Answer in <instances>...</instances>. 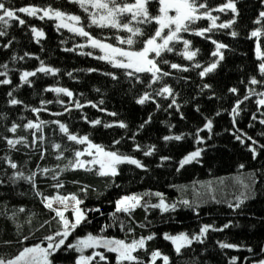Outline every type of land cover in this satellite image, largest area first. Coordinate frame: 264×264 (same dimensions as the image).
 Listing matches in <instances>:
<instances>
[{
	"label": "trees",
	"instance_id": "trees-1",
	"mask_svg": "<svg viewBox=\"0 0 264 264\" xmlns=\"http://www.w3.org/2000/svg\"><path fill=\"white\" fill-rule=\"evenodd\" d=\"M4 2L12 9L51 7L78 15L81 17L80 26L92 37L129 49L128 45L119 44L116 39L117 35L126 37L128 33L94 25L89 27L88 13L69 0ZM200 2H206L212 16L218 17L217 25L235 22L231 28H212L203 37L193 31L181 33L183 39L191 42V50L199 49L197 56L192 61L187 60L180 55L182 41L176 42L173 52H165L156 58L162 71L169 75L163 76L151 87L148 86L150 74L136 73L129 77L125 69L98 59L103 53L92 48L87 37L67 28L58 29L56 20H40L38 16L17 12L25 24L19 25L13 20L7 35L0 37V65L7 64L9 69L8 75L0 76V80L12 81L11 84H0V180L3 181L0 184V258L7 261L25 247L47 246L44 238L61 230V224L55 213L45 206L44 197L59 194L76 195L84 201L82 209L100 210L88 211L89 222L82 223L67 242L74 243L76 238H84L89 233L126 242L154 234L153 240L146 241L147 251L134 253L145 264H150L151 253L156 250L169 257V264H231L234 258L235 264H255L264 260V148L260 147L264 145V135H261L264 124L259 123L264 119V106L257 103L264 99L259 95L264 93V83L250 84L252 77L264 81V75L259 71L260 56H264V19L260 18V13L264 12V0H232L235 13L230 9L224 12L216 10L228 0ZM148 7L152 15L158 14L157 0H152ZM258 19L259 24L256 23ZM140 27L146 35L136 38L138 42L132 50L141 49L142 41L152 35L158 26L152 23ZM211 27L212 22L207 18L191 26L197 31ZM32 28L43 31L45 35L37 38ZM256 30L260 35L252 37L251 33ZM232 31L238 35L231 36ZM213 40L227 45L221 49L224 59L212 73L201 77L199 73L203 68L219 58L212 56L216 48ZM25 53L29 55L25 56ZM14 55L16 61L12 60ZM21 56L25 58L20 60ZM150 58H155V54H151ZM162 60L169 63L163 64ZM41 61L46 67L58 69V73L45 75L37 72L36 76L29 78L30 84H23L21 73L36 71ZM197 63L201 67H195ZM171 64H178L181 68L173 69ZM185 68L187 71L182 70ZM204 85L210 87L205 88ZM164 86L173 89L172 96L156 95ZM52 88H65L73 95L69 97L47 90ZM232 88L237 92L232 93ZM250 88L256 94L240 105L233 123L232 109ZM91 90L99 95L97 102L102 99L99 104L103 108L106 104L108 110L116 112L115 115L127 127L106 122L103 117H88L84 110H79L81 107H77V103L82 106L83 99L93 94ZM9 92H12L11 97ZM146 92L151 94L150 99L139 104L137 101ZM12 98L22 103L12 105ZM173 99L175 104H172ZM33 108L38 111L33 112ZM206 118L212 120L211 132L204 129ZM95 120L101 123L93 125L91 122ZM29 122L40 124V128H26ZM60 123L78 137L83 135L77 132L80 130H76L78 127L90 129L85 136L90 138L91 143L106 151L138 159L143 167L120 164L119 174L115 177L100 175L97 167L73 169L69 162L76 159L77 150L84 151L86 144L68 140L67 135L60 131ZM109 124L112 126H104ZM13 125H18L15 133L10 131ZM199 129L204 130L199 131L197 136ZM245 133L258 143L253 144L244 136ZM170 135H183L184 138L180 141L163 139ZM237 135L241 136L243 143L236 139ZM201 138L202 142L197 143ZM8 139L22 142L13 149L8 145ZM55 144L61 145L59 150L54 147ZM153 146L152 155H144ZM250 147L257 150L255 158ZM198 149H203L201 156L181 167V161ZM61 154L62 158L57 159ZM165 157L167 159H163ZM5 158H10L18 167L12 169ZM45 168L49 169L47 173L41 171ZM16 172H22L24 176L35 173L34 184L22 178L15 183L10 182L9 177ZM57 183L63 187H54ZM245 185L248 187L245 188ZM84 188H87L86 192L82 191ZM155 193H161L166 204H176V210L165 212L161 208L148 207L160 202L161 197ZM124 196L142 197L141 204L144 206H137L131 214L116 213V225L102 231L105 225H113L112 213L116 210V201ZM241 200L240 207H235ZM183 201L189 203L185 205ZM120 221L125 226L123 230L119 227ZM204 225L211 227L202 237L203 242L193 240L179 253L169 240L164 239L165 233L170 236L187 233L193 237L200 233ZM225 225L229 226L225 228ZM213 228L223 230L213 231ZM220 243L238 247L222 249ZM92 250H85L84 255H90ZM102 251L108 258L107 264H117L115 253ZM79 255L74 250L62 249L50 259L53 264H75ZM100 264L106 262L100 261ZM156 264H163L162 258H158Z\"/></svg>",
	"mask_w": 264,
	"mask_h": 264
},
{
	"label": "snow or ice",
	"instance_id": "snow-or-ice-1",
	"mask_svg": "<svg viewBox=\"0 0 264 264\" xmlns=\"http://www.w3.org/2000/svg\"><path fill=\"white\" fill-rule=\"evenodd\" d=\"M71 3H76L79 7L85 12L88 13V19L90 21L89 27L96 26L99 28H111L116 29L117 31H124L128 33L126 37H122L117 35L116 39L119 44H126L129 46V49L126 50L122 47L114 46L111 43H105L102 39H98L92 37L88 31H85V28L81 25V17L78 15L67 14L58 9H53L51 7L47 8H37L34 6L20 7L18 9H12L6 6L4 0H0V37L7 35V29L11 26V22L13 20L18 21L19 25H24L25 20L20 18L17 15L19 13H25L31 17H37L40 20H44L48 18L49 20H56L57 28H67L69 31L74 32L80 36L87 37L92 48L99 49L103 55L97 57L98 59L106 60L109 63H112L114 67L125 69L126 75L132 77L136 73H148L151 75V80L149 83V87L158 80H161L163 76H168V72H163L162 69L157 64V59L161 57V55L165 52H173L174 44L176 42L183 43V51L180 53L184 58L189 61H192L199 51V49L191 50L190 49V41L183 39L181 33H187L189 31H193L197 36H205L206 32L212 31V28L219 27L221 29L231 28L232 24L235 22L229 21L226 23H221L219 25L216 24V20L218 17H214L211 14L212 10L208 9V5L206 2H200V0H157L158 3V14L152 15L149 11L148 5L152 2V0H132L131 3L128 0H69ZM201 9H205V11H201ZM230 9L233 13L236 12L235 4L232 0H228V3L216 9L217 11L224 12L225 10ZM42 13V14H40ZM174 13V14H172ZM207 18L212 22V27L203 29V30H193L191 26L195 24L198 20ZM260 18L264 19V12L260 13ZM155 23L158 27L155 29L154 33L148 36L146 39L142 41L143 47L139 50H132V46L136 44L137 37H144L145 31L140 25H148ZM256 23H260L258 19ZM167 30V31H166ZM31 31L34 35L39 38L43 37L45 34L43 31L37 30L36 28H32ZM231 36L236 37L238 35L237 32L232 31L230 33ZM260 35L259 30L253 31L251 33L252 37H257ZM215 44V51L212 53V56L219 57L215 62L211 63L208 67L203 68V70L199 73L201 77L212 73L219 65L220 61L224 59V55L221 49L227 47L222 43H218L215 40L212 41ZM10 44V42H9ZM9 45H5L4 47H8ZM257 52L259 53V46H257ZM151 54H155V58H150ZM28 53H25V56H28ZM87 55H92V53H87ZM25 56L19 57L20 60H23ZM121 59H117V58ZM37 59H39L37 57ZM261 63L259 65V71L261 75H264V56H260ZM13 61L17 60V57L14 55L12 57ZM161 63L167 64L169 63L167 60H162ZM195 67H201L200 64H195ZM171 68L180 69L181 66L178 64H171ZM0 69H4V71H0V76L8 75V65L2 64L0 65ZM131 70V71H128ZM187 71V69H182ZM58 69L46 67L44 62H40V67L36 71H24L20 75V80L23 84H30V77H34L37 75V72L47 74H56L58 73ZM71 76V73H69ZM115 78V77H114ZM139 79V77H137ZM10 79L0 80V84H11ZM264 81L257 80L255 77L250 79L251 85L262 84ZM205 88L210 87V85H204ZM48 91H53L56 93H64L67 96L71 97L73 93L65 88H52L47 89ZM232 93H236L237 89H230ZM167 94L168 96L173 95V89L170 86H164L162 89L156 92L158 96H164ZM255 90L249 89L248 94L243 97V99L238 100L235 106L232 109L233 113V123H235V117L239 114L240 105L244 103L245 100H248L251 95H254ZM8 95L11 97L12 92H9ZM150 93H145L137 102L139 104H144L147 100L150 99ZM259 95L264 96V93H259ZM12 105H17L22 103L15 98L10 100ZM102 103V101H101ZM258 105L264 106V99H260L257 101ZM172 104H175V100L173 99ZM77 107H81L79 103L76 105ZM170 107L172 105H169ZM179 108V105H177ZM198 110V109H197ZM33 112L38 111V109L33 108ZM115 115V113H112ZM219 115V113H217ZM253 120L256 119V116L253 115ZM150 122V118H149ZM93 125H98L101 123L100 120H95L91 122ZM259 123L264 124V119L260 120ZM105 127H111L112 125H104ZM251 126V125H250ZM18 125H13L10 129L11 132L15 133ZM28 129H39L40 124H35L29 122L26 126ZM119 127L125 128L126 124L120 122ZM143 127V125H141ZM213 127V123L211 119L206 118V124L204 125V129H207L211 132ZM60 131L67 135L68 140L74 141L78 144L88 143L87 155L92 156L93 152L91 149H95L96 158L90 161H84L79 159L80 157L85 155V152L77 150L75 152L76 159L74 161L69 162V166L73 169L75 168H86V165L93 164L99 165V174L102 176H117L118 173V165L123 163H128L135 165L137 167H143L141 161L135 158H131L128 156H124L115 151H105L101 146L95 145L91 143L88 136L78 137L76 134H71L69 132L68 127L65 124H59ZM204 129H199L196 133L199 136V131H203ZM264 135V133H261ZM244 136L247 137L248 140H252L253 144H257L258 141L253 140L252 137L247 136L245 133ZM184 137L183 135H175V136H165L163 139L165 141L176 140L180 141ZM237 140H241L240 135L236 136ZM22 140H12L8 139L7 143L11 148H15L17 144H20ZM202 138L197 140V143H201ZM115 143H119V141H115ZM54 147L59 150L61 145L55 144ZM260 147L264 148V145ZM137 149H139V145H137ZM249 150L255 155L257 154V150L254 147H250ZM154 151V146L152 149L145 151L144 155H152ZM203 149H198L190 154H188L180 163V166L183 167L185 164L191 163L194 160H197L201 156V152ZM62 158L58 156L57 159ZM7 163L12 169H16L18 165L13 162L10 158H5ZM167 159V157L163 158ZM243 167V165H241ZM90 170V169H86ZM43 173H47L49 169L45 168L41 170ZM36 174L33 173L31 176H24L22 172H16L13 176L9 177V181L15 183L19 179H24L29 183L34 184L33 177ZM53 179H57L56 176H53ZM0 184H3V181L0 180ZM56 188L63 187L62 184L57 183L54 185ZM248 186L245 185V188ZM82 191H87V188L82 189ZM39 195V193H38ZM145 195H148L147 193ZM156 196L161 197L160 202L154 205H148V207L153 208H161L163 211L167 212L169 210L175 211L176 204H166L163 195L161 193H155ZM142 197L139 196H124L120 200L116 201V210L112 213L113 216V225H105L102 231L106 230L108 227L115 226L118 220L116 213H127L131 214V212L137 207L144 205L141 204ZM71 200L74 202L73 205V213L74 220L70 221L66 216L65 212L68 210V201ZM45 206L55 213V217L59 218V222L61 224V230L55 232L54 235H49L44 239L47 241V247H42L41 245H35L32 247H25L22 251L18 253L14 258L5 261L3 258H0V264H53V261L50 259L51 256H54L57 252L62 249L65 251H75L80 253L78 259L75 261V264H93L95 261L96 264H100V261H105L107 264V256L104 252L95 251V249H106L108 253L116 254V262L117 264H145V262L140 259L134 253L139 250L147 251L146 249V241H151L155 238V235H149L146 238L141 237L140 239H133L131 242H126L122 239L116 238H107L103 235H93L91 233L87 234L84 238H76L75 242H67L69 236L82 224L87 221V212L88 211H100L97 209H81L79 206L83 204V200L79 199L76 195L71 196H63V195H55L54 197H44ZM54 203H59L63 206V208H55ZM188 201H183V204L187 205ZM243 203V200L240 203L236 204L235 207L239 208L240 204ZM232 207V205H229ZM23 211V209H21ZM229 225H225L224 227H228ZM119 227L121 230L124 229V224L122 221L119 222ZM141 227H146V225H141ZM211 226L204 225L199 234L194 235L193 237H189L187 233H181L177 236H170L169 234H164V239L171 240L175 245V251L179 253L181 248L191 245L193 240L197 242H203L202 237H204ZM213 231H222L223 229H212ZM131 231V229H130ZM27 239V237H25ZM67 242V243H66ZM223 248H237V245L229 244V243H220L219 245ZM86 249H93L90 255H84ZM252 251L251 249H248ZM39 255V259L37 257ZM97 258H99L97 260ZM158 258H162L163 264H169V257L166 255H162V253L158 250L153 251L150 256V264H156V260ZM231 264H235V258L231 261ZM255 264H264V260H259L255 262Z\"/></svg>",
	"mask_w": 264,
	"mask_h": 264
},
{
	"label": "rangeland",
	"instance_id": "rangeland-1",
	"mask_svg": "<svg viewBox=\"0 0 264 264\" xmlns=\"http://www.w3.org/2000/svg\"><path fill=\"white\" fill-rule=\"evenodd\" d=\"M172 14H174V13H172ZM95 92H93V94H90L89 96H87L86 99L85 98L83 99V104H82V106H81V108L79 110L80 111L84 110L88 114V117L89 116L90 117H96V118L103 117L104 120H106V122H109V121L110 122H113V123H115V122L116 123L123 122V120L121 118H119L117 115H112V113H115L116 114V112H113L111 110H108L106 108V104H105L104 108H103V106H101L99 104V101L102 100V99H100L97 102V100L99 99V95L97 93H95ZM117 110L119 111V108H117ZM89 128H92V127H89ZM78 129H80V130H78ZM76 130H78L77 132L82 133L84 136L87 135V134H89L88 132L90 131V129H84L82 127H78ZM92 132L94 133V130H92ZM83 135H82V137H84ZM93 135L94 134H92V138H94ZM85 144H86L85 145V149L83 151V152H85V155L82 156V157H80L79 159L84 160V161H90V160L95 159L96 158V151H95V149H91V151L93 152V155L92 156H89V155H87L88 143L86 142ZM94 167H97L98 170H100L98 164H96V165H93V164L86 165V168H94ZM73 205H74V202L71 201V200H69L68 201V210L65 212V216L70 221L74 220V213H73V210H72L73 209ZM53 206L55 208H63V206L60 205L59 203H54ZM79 207L82 209V204ZM169 241L173 244V242L171 240H169ZM173 246L175 247L174 244H173ZM42 247H44V246H42ZM45 247H47V246H45ZM86 250H88V249H86ZM102 250H106V249H103V248L95 249V251H101V252H103ZM37 257L39 259V255L38 254H37Z\"/></svg>",
	"mask_w": 264,
	"mask_h": 264
}]
</instances>
